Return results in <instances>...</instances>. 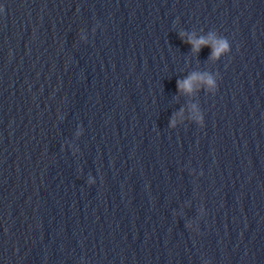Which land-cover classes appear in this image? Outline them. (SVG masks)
Masks as SVG:
<instances>
[{
	"label": "water",
	"instance_id": "95a60500",
	"mask_svg": "<svg viewBox=\"0 0 264 264\" xmlns=\"http://www.w3.org/2000/svg\"><path fill=\"white\" fill-rule=\"evenodd\" d=\"M0 264H264V0H0Z\"/></svg>",
	"mask_w": 264,
	"mask_h": 264
},
{
	"label": "clouds",
	"instance_id": "9594fccd",
	"mask_svg": "<svg viewBox=\"0 0 264 264\" xmlns=\"http://www.w3.org/2000/svg\"><path fill=\"white\" fill-rule=\"evenodd\" d=\"M188 43L192 45V48L194 51H199V48L207 44L208 40L204 39L203 37L198 38V39H193L189 37ZM227 50H228L227 41L224 39H220L216 42L212 55L215 57V56H218V54L222 53V51H227ZM200 79L206 80L209 85H212L214 83L210 77H207V76L201 77L197 74H192L189 77L185 78L183 81L178 80L177 87L178 89H182V90H191L193 81L200 80ZM196 119L197 121H201V117L199 115L196 116ZM88 182L93 183V180L91 179V177L89 178Z\"/></svg>",
	"mask_w": 264,
	"mask_h": 264
}]
</instances>
